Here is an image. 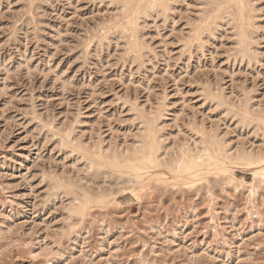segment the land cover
<instances>
[{"label":"rangeland","instance_id":"obj_1","mask_svg":"<svg viewBox=\"0 0 264 264\" xmlns=\"http://www.w3.org/2000/svg\"><path fill=\"white\" fill-rule=\"evenodd\" d=\"M241 1L0 0V264H264V0Z\"/></svg>","mask_w":264,"mask_h":264},{"label":"bare ground","instance_id":"obj_2","mask_svg":"<svg viewBox=\"0 0 264 264\" xmlns=\"http://www.w3.org/2000/svg\"><path fill=\"white\" fill-rule=\"evenodd\" d=\"M154 2H158L159 0H153ZM229 1H231L232 3H237V8L239 9V7H240V9L241 10H243L244 8H246L245 7V5H244V7H243V4H242V2L243 1H241V0H229ZM151 2H152V0H151ZM153 3V2H152ZM160 3V2H159ZM163 4H164V2H163ZM230 4V3H229ZM238 5H239V7H238ZM159 6H161L160 4H159ZM164 6H165V4H164ZM136 11V10H135ZM223 11V10H222ZM129 12V11H128ZM241 13V12H240ZM239 13V15L241 16V14ZM241 18V17H240ZM239 19V18H238ZM244 22H243V20H242V18H241V20H240V22H239V28H240V33H241V37H240V41L241 42H243L244 43V41H245V39H246V37H244V30H243V24ZM130 24H131V20H130ZM132 25H130V27H128V29L129 28H132L131 27ZM244 29H246V28H244ZM131 30H133V29H131ZM246 31V30H245ZM136 44V43H135ZM138 45V44H137ZM137 47V46H136ZM135 48V47H134ZM244 51V50H243ZM148 128V127H147ZM157 129V128H156ZM147 135H148V133H147ZM210 135H212V134H210ZM141 136V135H140ZM145 136V135H144ZM143 136V137H144ZM155 136V135H154ZM200 136H201V134H200ZM208 136V135H207ZM206 137V136H205ZM216 137V136H215ZM210 139V138H209ZM219 141V140H218ZM216 139H214V138H211V140L209 141L210 142V144L215 148H219L220 149V144H219V142H218ZM144 142H145V144H146V146H148L149 147V149L151 148V146H152V144L155 142V139L154 138H152L151 137V133L148 135V136H146V138H144ZM205 142V141H204ZM205 144V143H204ZM201 145V144H200ZM207 145V144H206ZM144 149V148H143ZM203 150V149H202ZM200 151V150H199ZM198 151V152H199ZM144 152V151H143ZM147 156V155H146ZM182 156V155H181ZM241 156V158H244V159H252V158H255V157H259L260 155H253V154H246V153H244V154H242V155H240ZM261 156H263V155H261ZM260 156V157H261ZM141 157V156H140ZM196 157V156H195ZM263 158V157H262ZM117 159H118V157H117ZM186 159L187 158H185V161H186ZM195 159V158H194ZM122 160V159H121ZM158 160V159H157ZM116 161V160H115ZM119 161V160H118ZM182 161H183V156H182ZM260 161V160H259ZM143 162V161H142ZM179 163H180V161H178ZM177 166V165H176ZM179 168V167H178ZM179 175V174H178ZM121 188V187H120ZM116 190V189H115ZM117 191V190H116Z\"/></svg>","mask_w":264,"mask_h":264}]
</instances>
